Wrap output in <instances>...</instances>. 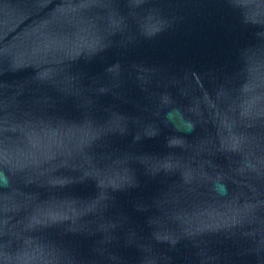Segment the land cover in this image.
<instances>
[{
    "label": "water",
    "instance_id": "water-1",
    "mask_svg": "<svg viewBox=\"0 0 264 264\" xmlns=\"http://www.w3.org/2000/svg\"><path fill=\"white\" fill-rule=\"evenodd\" d=\"M0 264H264V0H0Z\"/></svg>",
    "mask_w": 264,
    "mask_h": 264
}]
</instances>
